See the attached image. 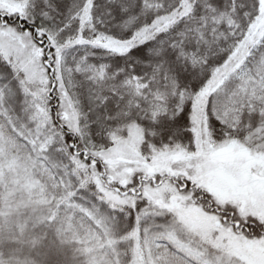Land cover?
Returning <instances> with one entry per match:
<instances>
[{
	"label": "snow or ice",
	"instance_id": "6c2138e0",
	"mask_svg": "<svg viewBox=\"0 0 264 264\" xmlns=\"http://www.w3.org/2000/svg\"><path fill=\"white\" fill-rule=\"evenodd\" d=\"M0 264H264V0H0Z\"/></svg>",
	"mask_w": 264,
	"mask_h": 264
}]
</instances>
